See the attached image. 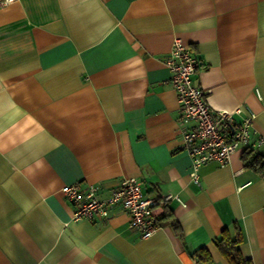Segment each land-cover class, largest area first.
I'll list each match as a JSON object with an SVG mask.
<instances>
[{
  "label": "crops",
  "instance_id": "obj_1",
  "mask_svg": "<svg viewBox=\"0 0 264 264\" xmlns=\"http://www.w3.org/2000/svg\"><path fill=\"white\" fill-rule=\"evenodd\" d=\"M175 37L212 108L255 114L248 150L264 157V0L0 3V264H227L214 241L235 226L242 255L264 264V172L245 149L189 176L163 63ZM128 177L145 197L179 198L153 207L150 237L123 211L72 219L63 185L105 198Z\"/></svg>",
  "mask_w": 264,
  "mask_h": 264
},
{
  "label": "built area",
  "instance_id": "obj_2",
  "mask_svg": "<svg viewBox=\"0 0 264 264\" xmlns=\"http://www.w3.org/2000/svg\"><path fill=\"white\" fill-rule=\"evenodd\" d=\"M11 0H1L5 5ZM163 63L169 69L170 82L181 108L180 149L191 158L189 176L200 184L199 168L207 162L226 164L239 149H253L250 143L255 114L249 106H238L233 110L212 108L205 91L192 82L198 59L190 48L175 37ZM258 96L260 93L256 90ZM244 113V114H243ZM235 115L241 116L240 120ZM264 139L259 138L258 143ZM63 195L74 203L73 220L81 218H106L123 211L129 215L130 225L139 231L141 238L150 237L157 228L153 207L178 196L167 194L161 197H145L141 181L135 177L122 178L120 185L109 196H96V187L81 190L78 183L61 187Z\"/></svg>",
  "mask_w": 264,
  "mask_h": 264
},
{
  "label": "trees",
  "instance_id": "obj_3",
  "mask_svg": "<svg viewBox=\"0 0 264 264\" xmlns=\"http://www.w3.org/2000/svg\"><path fill=\"white\" fill-rule=\"evenodd\" d=\"M242 158L245 161V165L251 168H254L257 171L264 172V157L261 155H252L251 150L245 149L243 151ZM165 217H170V213L163 214ZM171 219V226L174 231L180 233V227L178 222L175 219ZM242 240V235L237 226L233 228L231 232L228 228H224L221 232V235L218 239L214 241L215 246L222 254L227 264H253V262L245 258L239 248V244ZM204 256L208 258L209 253L206 249H203ZM199 252V251H198ZM197 251H195V254Z\"/></svg>",
  "mask_w": 264,
  "mask_h": 264
}]
</instances>
